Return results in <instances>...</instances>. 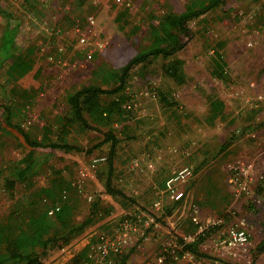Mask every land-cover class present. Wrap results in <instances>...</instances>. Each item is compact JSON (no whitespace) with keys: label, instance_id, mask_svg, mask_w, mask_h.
<instances>
[{"label":"rangeland","instance_id":"374dc122","mask_svg":"<svg viewBox=\"0 0 264 264\" xmlns=\"http://www.w3.org/2000/svg\"><path fill=\"white\" fill-rule=\"evenodd\" d=\"M188 1L0 0L14 15L17 46L37 49L23 77L7 66L0 73V226L24 225L32 207L45 203L38 190L54 179L70 185L62 197L73 204V222L100 198L82 236L51 247L42 264H158L164 257L166 264H264L257 249L264 239V0H224L189 21L180 51L135 66L123 92L101 96L103 103L120 99L119 113L102 125L86 116L92 128L65 137L80 151H56L30 184L5 186L26 147L4 126L1 105L10 104L14 124L45 139L43 128L66 115L70 90L108 88L105 70L147 47L151 27ZM4 25L0 15V35ZM176 60L180 81L164 70ZM212 100L223 102L222 115L211 117ZM107 131L119 140L112 184L130 200L102 194L110 143L95 146ZM230 229H244L247 242L221 244ZM183 242L203 255L182 251Z\"/></svg>","mask_w":264,"mask_h":264},{"label":"trees","instance_id":"16d2710c","mask_svg":"<svg viewBox=\"0 0 264 264\" xmlns=\"http://www.w3.org/2000/svg\"><path fill=\"white\" fill-rule=\"evenodd\" d=\"M224 0H189L181 12L171 13L162 16L157 25L150 30V44L144 49L135 53L118 70L107 69L101 83L109 86L103 88L99 84H86L78 86L68 92L66 102L68 110L59 126L43 128V137L37 138L26 131L20 124L12 122V111L10 104L1 105L2 119L4 126L9 127L16 134L26 152L20 160V166L5 178V186L12 189L17 182L30 184L32 176L38 171L41 162L56 151L72 152L80 151L79 146L68 143L65 137L72 132L80 133L91 129L88 116L91 121L97 124H106L110 119L121 111L120 99L103 103L101 96L104 94L114 95L123 92L126 79L132 68L143 64L150 58L162 56L167 58L183 47L182 35L189 31L187 23L192 19L218 7ZM0 15L5 19V25L0 35V73L2 68L8 67L10 75L17 78L23 77L33 67V54L37 50L34 46H29L24 51L16 44L18 26L14 21V15L0 6ZM216 56L215 64L217 69L223 63ZM182 62L176 60L164 67L165 72L177 81L181 80L180 70ZM1 88L5 90L2 85ZM16 90L15 87L10 90ZM26 95L21 91V96ZM23 98V97H22ZM211 113L222 115L223 102L212 100L210 102ZM55 134L56 139H49ZM104 139L97 144L110 143L107 157V173L104 188L101 190L105 196H118L125 200L130 198L121 189L115 188L112 184L114 174L113 159L116 155L119 140L111 131L105 132ZM224 142L220 150H224L234 139ZM90 152V150L86 151ZM70 185L62 186L58 180H53L49 187L40 188L38 197L45 200L42 207L36 210L32 207L31 212L25 217L24 225H20L14 230L6 226H0V264H42L41 257L53 246L63 247L73 239L80 238L85 227L92 222V215H96L100 205L98 198L90 205L89 215L82 222L72 221L73 204L67 198L63 199V190H69ZM44 206V207H43ZM58 207V210L55 208ZM54 210L52 214H49ZM200 237V236H199ZM259 251L264 250V239L257 246ZM183 250L191 252L197 256L203 255L199 252L196 244H185ZM76 262V261H75ZM73 262V263H75ZM77 264V263H75Z\"/></svg>","mask_w":264,"mask_h":264},{"label":"built area","instance_id":"2783aa9c","mask_svg":"<svg viewBox=\"0 0 264 264\" xmlns=\"http://www.w3.org/2000/svg\"><path fill=\"white\" fill-rule=\"evenodd\" d=\"M24 126V125H23ZM189 176H191V173L190 172H186L185 174H183V173H181L180 175H179V177H177L176 179H178V178H185V177H189ZM237 180H240L239 178H237ZM169 185V188H170V183L168 184ZM239 186H240V188L241 189H244L245 188V183H241V182H239V184H238ZM56 210H58V207H56L55 208ZM53 211L54 210H51L50 212H49V214H52L53 213ZM193 220L195 221V222H198L197 221V218L196 217H194L193 218ZM202 234H204V232L203 231H200L196 236H194V237H192V236H189V239H190V241L189 242H187V243H192V242H194L195 240H194V238H196L197 236L199 237V236H201ZM194 240V241H193ZM247 242V234H246V232H245V230L244 229H230V231H229V235H228V238L227 239H224V240H222L221 241V244H225V243H228L229 245H232V244H245ZM186 243L185 242H183L182 244H181V250L182 251H185V250H183V246L185 245ZM116 250V249H115ZM166 259H165V257L164 258H162V259H160L159 260V263L158 264H166Z\"/></svg>","mask_w":264,"mask_h":264}]
</instances>
